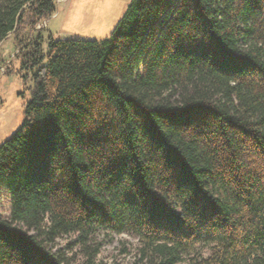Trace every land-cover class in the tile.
Here are the masks:
<instances>
[{"label": "trees", "instance_id": "16d2710c", "mask_svg": "<svg viewBox=\"0 0 264 264\" xmlns=\"http://www.w3.org/2000/svg\"><path fill=\"white\" fill-rule=\"evenodd\" d=\"M56 9L0 0L33 81L0 145V264H60L67 235L100 264V232L146 264H264V0H130L102 39L34 34Z\"/></svg>", "mask_w": 264, "mask_h": 264}, {"label": "rangeland", "instance_id": "374dc122", "mask_svg": "<svg viewBox=\"0 0 264 264\" xmlns=\"http://www.w3.org/2000/svg\"><path fill=\"white\" fill-rule=\"evenodd\" d=\"M130 0H71L72 8L66 19L57 4L55 17H50L41 35L51 33L63 39L85 38L99 40L106 37L118 19L121 8L125 10ZM56 2V0H55ZM68 10V9H67ZM39 23V22H38ZM37 24V23H36ZM35 24V25H36ZM43 49L46 48L45 42ZM22 46H17L13 36L0 43V145L10 138L23 120V108L30 98L33 81L27 69L20 68ZM25 76V78L23 77ZM10 213L8 193L0 187V218L7 219ZM73 235L59 236L49 244V250L63 260L60 264H78L82 259L79 248L71 243ZM100 264H146L137 251V237L128 233L100 232L97 236ZM208 255L207 248L199 249Z\"/></svg>", "mask_w": 264, "mask_h": 264}, {"label": "crops", "instance_id": "0c3cea01", "mask_svg": "<svg viewBox=\"0 0 264 264\" xmlns=\"http://www.w3.org/2000/svg\"><path fill=\"white\" fill-rule=\"evenodd\" d=\"M59 4L61 5L60 9H62L63 13H65L66 19H67L68 13H69L70 9L72 8L71 0L61 1V3H59ZM123 12H124V9L121 8L120 14L122 15ZM56 35H58V33H56Z\"/></svg>", "mask_w": 264, "mask_h": 264}, {"label": "built area", "instance_id": "2783aa9c", "mask_svg": "<svg viewBox=\"0 0 264 264\" xmlns=\"http://www.w3.org/2000/svg\"><path fill=\"white\" fill-rule=\"evenodd\" d=\"M61 1H65V0H56V3L58 4V3H61ZM57 15V13H55V14H53L52 15V17H55ZM47 21L48 20H43V21H41V22H39V23H37L36 25H35V30H40L41 28H44L45 26H47Z\"/></svg>", "mask_w": 264, "mask_h": 264}, {"label": "bare ground", "instance_id": "6f19581e", "mask_svg": "<svg viewBox=\"0 0 264 264\" xmlns=\"http://www.w3.org/2000/svg\"><path fill=\"white\" fill-rule=\"evenodd\" d=\"M57 5V4H56ZM35 28V27H34ZM45 28V27H44Z\"/></svg>", "mask_w": 264, "mask_h": 264}]
</instances>
